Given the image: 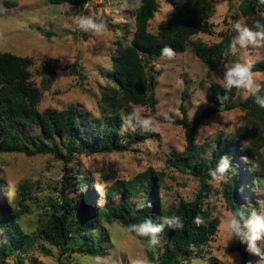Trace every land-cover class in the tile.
<instances>
[{"label":"trees","instance_id":"16d2710c","mask_svg":"<svg viewBox=\"0 0 264 264\" xmlns=\"http://www.w3.org/2000/svg\"><path fill=\"white\" fill-rule=\"evenodd\" d=\"M2 2L7 10L16 7L12 0ZM90 2L91 0H48L51 5L68 4L76 9H81ZM166 2L170 5V18L160 24L157 31L151 32L150 22L160 10L158 0H143V6L138 9L128 6L131 0H125L133 16L134 27L132 31L127 27L120 30L123 31V38L130 33L132 37L129 43L116 41L110 48L111 65L107 74L110 84L101 93L99 117L82 113L74 106L63 111L46 109L39 112L37 106L41 93L34 85L30 73L34 60L0 50V154H23L28 157L51 154L64 162L60 202L51 205V209L44 212L43 219L34 231L25 230L21 225V217L30 213L33 199L24 186L9 201L13 207L10 217L1 211L0 264H5L10 257L15 259L16 264H23L24 253L39 247L43 250L44 244L58 250L59 264H69V259L75 254L91 258L104 256L108 251L106 241L112 225L124 228L140 223L145 218H151L158 224L161 217L171 215L181 217L183 229L166 228L160 237L163 247L147 251L146 254L152 264H188L194 257L203 258L220 224L217 217H212L203 201L212 191L208 185L212 181L208 175L209 169L216 167L219 158L224 155L231 158L236 153L242 155L245 167L251 173L247 180L252 184L263 182L264 159L260 151L264 147V108L255 103V96L251 93L237 103L235 100L240 90L235 88L227 93L229 99L220 104L216 97L225 95V89L212 83L208 98L213 107L207 108L190 122L186 121L185 116L176 121L184 129L186 146L181 153L171 151L166 161L167 167L174 172L186 173L197 181L199 190L195 198L185 201L179 197L175 203L165 207L166 200L158 199L156 195L157 188L165 191L169 189L164 181L165 175L148 169L128 182L115 181L98 199L112 200L119 197V203L101 208L91 217L86 203L89 178L81 177L72 171V167H67V164L74 154L125 152L147 140L144 133L122 131L124 119L121 114L129 112L134 106L153 107L156 104L153 88L157 72L153 65L158 59L164 58L161 56V49L168 46L176 54H182L191 48L196 58L211 71L230 58V52L227 56L224 55L233 38L228 30L222 32L220 41L212 45L194 40L198 35L214 34L210 19L215 14V6L211 0ZM234 18L244 19L249 27L256 20L264 23V3L260 0H240ZM108 27L111 31L118 28L115 25ZM68 69L75 75L78 64L75 62ZM57 70V66L45 63L39 71L41 81L45 84L54 82ZM252 71L264 72V60L253 64ZM259 84L264 86V80ZM257 95L264 96V88ZM227 105L238 106L244 111L249 142L241 143L243 137L231 140L218 135L214 138L215 145L212 148L206 143L197 144L195 138L199 126ZM181 109L185 115V111ZM237 146L239 148L234 153L233 149ZM207 152L210 155H205ZM238 178L237 170L235 173L230 171L227 182H222V188L216 189L224 195L230 211L240 206L233 195L235 180ZM139 195L142 196L140 200L151 202L152 207L137 211L132 198ZM197 217L203 223H195ZM131 235L144 247L142 242L145 238ZM237 242V246L230 250L239 253L241 264H248L246 246L239 240ZM60 258L68 261L64 263ZM208 262L216 264L213 259Z\"/></svg>","mask_w":264,"mask_h":264},{"label":"rangeland","instance_id":"374dc122","mask_svg":"<svg viewBox=\"0 0 264 264\" xmlns=\"http://www.w3.org/2000/svg\"><path fill=\"white\" fill-rule=\"evenodd\" d=\"M12 1L16 3L15 8L0 12V35L3 37L0 39V50L34 60V67L30 69L31 79L41 93L37 110L63 111L74 106L82 113L99 117V99L103 90L110 84L107 78L111 65L110 48L116 41L127 44L132 37L130 33L123 38V31L120 30L127 27L132 31L134 27L133 16L125 0H91L81 9L68 4L51 5L48 0ZM211 1L215 6V14L210 19L214 34L194 37V40L207 45L219 42L221 33L226 30L232 33L233 37L237 35L233 27L235 22L245 24L244 19L234 18L240 0ZM158 2L160 10L150 22L151 32L157 31L158 26L165 23L171 15L170 5L166 0ZM81 12L97 15L105 20L108 26L115 25L118 28L111 31L108 27L109 31L103 35L85 33L75 28L72 20L74 15ZM238 49L236 53L230 52V58L212 71L196 58L191 48L182 54H176L172 59H158L153 65L154 71L157 72L153 88L156 104L153 107L139 106L137 109L141 111V115L154 116L159 121L152 132H144L139 128L135 130L140 134L144 133L147 140L125 152L74 154L71 157L67 167H72V171L81 177L89 178L86 203L91 217L99 209L119 203V197L112 200L98 199L115 181L128 182L148 169L165 175L164 181L169 189L165 191L157 188L156 191L158 199L166 200L165 207L175 203L179 197L185 201L195 198L199 190L197 181L186 173L174 172L166 163L171 151L181 153L186 146L184 129L176 121L185 116L186 121L190 122L207 108L213 107L208 98L210 86L212 83L223 86L225 67L234 62L233 59L239 62L251 61L253 64L264 60V44H249L244 48L238 46ZM47 62L58 67L56 79L50 84L41 81L42 76L39 74ZM75 62L78 69L77 73L72 75L68 68ZM257 74L255 79L260 83L264 80V72ZM249 94L240 90L235 101L238 103ZM132 110L122 113L123 119ZM165 114L174 121L171 126L164 119ZM243 116L244 111L240 107L224 106L199 126L196 143H206L212 148L215 145L214 138L218 135L231 140L243 137L241 143H248ZM121 129L124 132L133 131L127 127L125 121ZM238 148L239 146L233 149L234 153ZM260 153L264 159V147ZM205 155H210V152ZM231 160L234 162L233 168L239 173L233 191L237 203L246 209H264V174L262 183L252 184L247 180L251 173L246 169L242 155L236 153ZM63 164L64 162L51 154L32 157L23 154H0V213L2 211L10 217L13 207L9 201L20 191V187L24 186L33 199L30 213L21 217V225L25 230L34 231L43 219L44 212H48L51 205L60 202ZM208 185L212 190L211 195L204 197L203 201L211 211L212 217H217L220 224L203 257L206 256L208 261L215 260L216 264H241L239 253L230 250L237 246V239L229 235L224 225L230 210L222 192L216 190L222 188V182L210 181ZM141 198L140 195L134 196L132 200ZM106 242L108 251L104 256L111 254L112 259L121 264H129L131 259L144 253L143 245L132 235L124 234L119 225H112ZM260 246L264 250V243ZM59 260L64 263L68 261L66 258ZM22 261L23 264H59L58 250L44 244L43 250L39 247L24 253ZM249 262L264 264V259L248 253V264ZM14 263L16 264L12 257L5 261V264ZM69 264H94V258L75 254L69 259ZM188 264H192V261Z\"/></svg>","mask_w":264,"mask_h":264},{"label":"clouds","instance_id":"9594fccd","mask_svg":"<svg viewBox=\"0 0 264 264\" xmlns=\"http://www.w3.org/2000/svg\"><path fill=\"white\" fill-rule=\"evenodd\" d=\"M264 3V0H260ZM132 8H140L143 6V0H131V4L128 5ZM7 9L3 7V2L0 0V12H6ZM75 28L94 35H103L109 31L107 22L101 17L92 14L78 13L72 18ZM237 35H235L228 49L224 52L227 56L229 52L236 53L239 48H244L249 44L261 45L264 44V23L259 20L254 21L252 27L246 24H241L239 21L233 25ZM0 35V39H2ZM176 53L171 47L165 46L161 49V56L168 59H172ZM253 63L251 61L245 62H230L226 65L223 73V87L225 89V95H217L216 99L220 104L225 103L229 97L228 92L232 89L244 90L255 96V103L264 108V96L257 95L261 92L262 86L257 83L255 77L258 75L252 71ZM139 106L133 107V110L124 118L125 124L128 128L135 131L139 128L144 132H152L156 129L159 121L154 116H143L141 111L137 109ZM164 119L168 125L171 126L174 121L171 117L164 115ZM135 121V123H133ZM235 173L236 170L232 166V160L229 156L224 155L219 158V162L215 168L209 169L208 175L212 181L227 182L228 173ZM137 211H142L145 208H151V202L147 201H134ZM195 223L198 225L203 223L200 217L195 219ZM224 225L229 235L237 240L242 245L246 246V251L251 255L258 256L264 259V250L261 248V244L264 243V209H257L255 207L247 208L244 206H238L235 210L230 211L228 216L224 220ZM184 227L183 220L177 215L165 216L160 218V222L154 223L151 218H145L142 222L136 224H130L127 227L122 228L124 234H135L137 238H145L142 242L144 249L146 250L141 255L130 260L129 264H152L148 258L146 252L152 251L157 247H163L161 240V234L165 229L170 230H182ZM6 242V241H5ZM94 264H121L117 260L112 259V255L108 256H95ZM192 264H208V258L194 257ZM251 264V262H249Z\"/></svg>","mask_w":264,"mask_h":264}]
</instances>
